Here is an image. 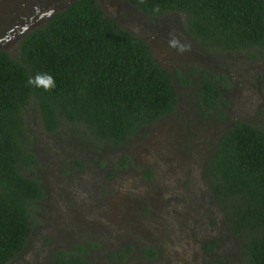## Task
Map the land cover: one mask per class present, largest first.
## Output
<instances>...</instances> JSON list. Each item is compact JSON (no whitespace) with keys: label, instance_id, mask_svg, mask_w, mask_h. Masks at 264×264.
Segmentation results:
<instances>
[{"label":"rangeland","instance_id":"obj_1","mask_svg":"<svg viewBox=\"0 0 264 264\" xmlns=\"http://www.w3.org/2000/svg\"><path fill=\"white\" fill-rule=\"evenodd\" d=\"M15 1L0 0V23L13 15ZM157 24L169 36L149 45L170 74L178 102L125 144L95 139L80 121L63 119L50 129L35 104L26 109L33 160L25 173L39 181L43 195L32 203L24 249L8 264H47L53 250L77 244L93 264H247L240 239L212 198L204 164L233 121L264 127V54L256 46H207L189 32L181 10L165 11ZM170 36L189 50L170 47ZM19 42L6 38L0 49L18 57ZM202 69L222 74L225 106L199 107ZM126 245L130 252L120 262L108 256ZM146 246L156 255L148 256Z\"/></svg>","mask_w":264,"mask_h":264},{"label":"trees","instance_id":"obj_2","mask_svg":"<svg viewBox=\"0 0 264 264\" xmlns=\"http://www.w3.org/2000/svg\"><path fill=\"white\" fill-rule=\"evenodd\" d=\"M130 1L151 14L183 11L190 32L211 48L256 46L264 54V0ZM38 72L55 78L52 91L26 86ZM198 75L199 107L225 106L222 74L202 69ZM177 102L170 74L151 47L106 15L96 0H73L54 12L21 38L18 57L0 49V264L24 249L32 203L43 195L39 181L25 173L33 160L26 144L28 106L35 104L50 129L63 119L80 121L95 139L123 145ZM204 172L247 264H264V127L233 121L212 148ZM131 246L108 256L120 262ZM143 251L157 253L152 246ZM88 255L80 244L59 247L47 264H93Z\"/></svg>","mask_w":264,"mask_h":264},{"label":"flooded vegetation","instance_id":"obj_3","mask_svg":"<svg viewBox=\"0 0 264 264\" xmlns=\"http://www.w3.org/2000/svg\"><path fill=\"white\" fill-rule=\"evenodd\" d=\"M72 1L73 0L15 1L17 3L16 7L15 5L13 6L15 11L11 9L13 15L4 19L1 18L3 22L0 23V44L5 43L6 38L9 37L12 40L16 39V41H20L27 32L44 24L54 12L64 9ZM96 1L100 4L105 14L106 11L110 12L111 15L109 16H111L116 21V23H118L120 26H124L123 28L127 29L131 33L134 32V35L143 39L148 45L151 44L152 40H154L153 38L161 37V39H166L169 36L168 31L164 32L165 27L158 26L157 24V19L160 18L162 13L165 11L157 14L147 13L138 4L130 0ZM3 10L10 12L9 7Z\"/></svg>","mask_w":264,"mask_h":264},{"label":"clouds","instance_id":"obj_4","mask_svg":"<svg viewBox=\"0 0 264 264\" xmlns=\"http://www.w3.org/2000/svg\"><path fill=\"white\" fill-rule=\"evenodd\" d=\"M155 11H159V6H156L154 8ZM169 46L172 48H175L177 51L183 53L184 51L189 50L190 46L182 45L178 38L175 36H170L169 40ZM26 86L32 87V88H40L44 91H52L56 87L55 78L50 74L46 72H38L34 76L29 75Z\"/></svg>","mask_w":264,"mask_h":264}]
</instances>
